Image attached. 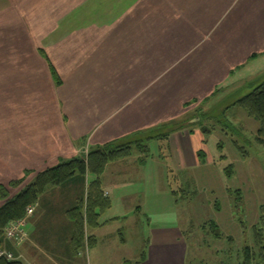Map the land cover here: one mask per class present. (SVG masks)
<instances>
[{
  "label": "crops",
  "instance_id": "1",
  "mask_svg": "<svg viewBox=\"0 0 264 264\" xmlns=\"http://www.w3.org/2000/svg\"><path fill=\"white\" fill-rule=\"evenodd\" d=\"M24 1L0 0V186L26 174L34 177L85 147L100 150L163 125L169 131L156 141L168 171L198 168L207 157L203 136L195 128L176 129L174 120L228 80L248 79L250 69L264 60V0L244 3L235 12L237 0H122L117 10L113 5L97 9V17L106 13V19L79 29L70 26L69 15L58 13L46 25L38 11L33 24L26 25L31 8L25 9ZM227 12L230 24L219 36L220 17ZM170 19L173 26L167 25ZM203 39L213 41L202 47ZM41 80L51 82L47 90L42 91ZM136 164L141 167L137 159L128 169L104 171L103 192L108 198V188L123 193L116 202L128 210L126 215L125 210L113 212L105 222L141 212L145 195L126 193L132 181H143ZM46 214L51 212L44 206L35 210L28 226L32 248H16L21 261L76 264L70 262L73 256L66 259V236L53 235L49 227L42 233L44 247L35 243L34 227L48 222ZM89 234L100 249V227ZM184 243L179 233L175 238L155 233L139 261L119 264H184ZM59 245L63 254L57 252Z\"/></svg>",
  "mask_w": 264,
  "mask_h": 264
},
{
  "label": "rangeland",
  "instance_id": "2",
  "mask_svg": "<svg viewBox=\"0 0 264 264\" xmlns=\"http://www.w3.org/2000/svg\"><path fill=\"white\" fill-rule=\"evenodd\" d=\"M254 1L256 0H237L236 4L239 3V6L234 9V12L244 3L251 6ZM24 2L25 9L31 8L29 14L25 15L26 25L33 24L35 18L32 14L38 11L46 25L49 24V19L58 13L62 16L69 15L70 26L79 29L82 24L95 25L107 18L106 13L97 17L98 8L107 9L112 8L113 5L116 9L124 1L31 0L28 2L26 0ZM166 2L170 8L174 7L170 1ZM64 11L66 12L63 14ZM229 21L228 12L220 17L219 24L223 32L219 31V36L226 34ZM167 25L173 26V19H170ZM210 34L214 39L215 33ZM213 39H203L201 46L204 47V44ZM251 57L254 58L255 55ZM58 65L53 66L58 67ZM53 66H49L50 73L54 70L53 72L58 76ZM246 78L247 75L228 80L226 84L216 89L211 97L195 104L187 113L174 120L176 122L173 125L180 131L195 128L201 132L207 157L201 160L198 168L187 172L168 171L167 163L162 161L155 139L169 131V129H163L164 125L150 130L146 135L127 136L126 140L107 144L112 149L128 146L129 154L107 163L104 171L107 169L110 172L115 166L128 169L132 162L138 159L141 167H138V164L136 166L143 174L140 177L143 181H132L126 193L142 192L145 200L141 212L136 214L132 212V215L126 216V220L108 223L105 221L113 212L118 213L125 210L123 215L128 213V210L116 202V198L123 193L117 191L111 193L112 188H108L111 194L109 197L111 207L100 217V249L95 245L91 250L89 244H86L80 256L72 257L76 264H119L123 260L139 261L141 255L146 253L151 235L159 232H167L174 238L179 233L184 239L186 245L184 264H234L237 259L236 251L252 245L255 230L259 228L262 229L264 243V144L257 141V122L236 104L250 89L264 81V60L253 66L248 73V79ZM50 83V81L41 80L42 91L47 90ZM139 145L146 146V152L138 149ZM89 150L92 152V149L85 147L76 156L87 158L91 153ZM228 167L231 170L229 177L223 171ZM34 177L26 174L24 181L18 186L8 187L9 197L23 190L33 181ZM236 194L241 197V203L234 208ZM104 195L106 196L105 193ZM47 198L51 199L53 204H58L57 209L62 208L54 217L49 215L52 221L42 222L34 228L36 231L33 239L42 248L45 245V241L41 240L43 231L50 225L56 228L64 223L61 213H63V207H68V201H65L66 198L64 199L62 191L54 189L47 195ZM71 198V196L67 197V199ZM32 213V216L28 217L30 222H27V229H24L27 237L25 242L16 244L15 241L9 240L6 233L7 228L4 229V238L11 242L12 246L14 245V253L4 248L0 250L1 256L9 252L12 254V259L22 262L23 259L19 257V250L16 248L21 246L32 248L28 231V226L30 228L33 223L31 219L34 211ZM211 221L217 224L218 232L223 233L220 240H215L214 234L209 233L211 226L209 222ZM60 233L59 230L54 231L56 235ZM228 238H232L233 243L229 244ZM63 249L64 247L59 245L57 252L63 253ZM36 263L39 264V261L34 259L30 264Z\"/></svg>",
  "mask_w": 264,
  "mask_h": 264
},
{
  "label": "trees",
  "instance_id": "3",
  "mask_svg": "<svg viewBox=\"0 0 264 264\" xmlns=\"http://www.w3.org/2000/svg\"><path fill=\"white\" fill-rule=\"evenodd\" d=\"M53 71L54 70L51 72L52 78L55 85L58 86L60 85V80ZM236 104L242 107L248 116L252 117L254 121L257 122V141L264 144V81L250 89V91L242 96ZM158 138L159 137H155V139ZM139 146L138 149L142 150V152H146V146ZM128 154V146L117 147L114 149L106 146L100 150L92 151L87 158L75 157L69 160L60 161L56 166L36 174L33 181L13 197H9L8 187L12 188L16 185L18 186L24 181V179L11 182L8 186L1 185L0 250L5 248L12 254L14 253V245L12 246L11 242L5 240L3 232L9 224L18 221L21 222L23 219H25L26 224L24 229H27V222L29 219L26 217V210L28 207L34 206L35 208L33 207V211L35 212V210H39V207L46 205L44 207L46 208V211L48 210L51 212V217H54L61 211L62 207L57 209L58 204H53L51 199L49 200L47 198V195L55 188H58V191H62L64 199L66 198L65 201H68V207H63V213H61L63 216L61 218L64 223L56 228L50 225L47 230L53 235H56L54 234V231L59 230L61 233L57 235L58 237L65 238L66 236L69 249L66 252V259L67 254L69 257H77L83 250H85L86 244H89L91 249L93 246L95 247L96 239L93 235H90L89 232L101 226V223L99 222L100 217L111 207L110 199L104 195L102 189L101 175L103 174L107 163L125 157ZM204 158L205 156L202 160H204ZM223 171L227 177L230 176V167L225 168ZM88 176H91L90 180L87 179ZM173 194H176V192H173ZM69 196L72 198L67 199ZM45 199L46 201H43ZM235 201L236 205L234 208L238 207L241 203V197H238L237 194ZM49 215L50 214H46L43 220L46 219L51 221L52 218L49 217ZM209 224L211 225L209 233L214 234L215 240H220L223 233L220 234L218 232L217 224L212 221L209 222ZM228 241L229 244H231L233 240L232 238H228ZM236 256L237 259H235L234 264H263L264 243L261 228L255 230L253 244L237 250ZM70 262H74L72 257ZM0 264L23 263L15 259L8 260L5 257H1Z\"/></svg>",
  "mask_w": 264,
  "mask_h": 264
},
{
  "label": "built area",
  "instance_id": "4",
  "mask_svg": "<svg viewBox=\"0 0 264 264\" xmlns=\"http://www.w3.org/2000/svg\"><path fill=\"white\" fill-rule=\"evenodd\" d=\"M33 210H34L33 208L27 209V212H26L27 218L32 215ZM25 225H26L25 220H23L21 222L9 224V226L6 229V233H7L9 240L15 241L16 244L24 242L27 238L25 231H24ZM1 255H2V253H0V257H5L8 260L12 259V254H10V253L6 252L5 255H3V256H1Z\"/></svg>",
  "mask_w": 264,
  "mask_h": 264
}]
</instances>
